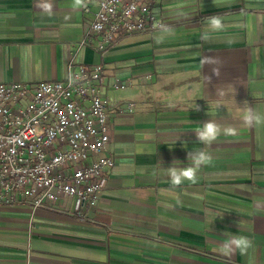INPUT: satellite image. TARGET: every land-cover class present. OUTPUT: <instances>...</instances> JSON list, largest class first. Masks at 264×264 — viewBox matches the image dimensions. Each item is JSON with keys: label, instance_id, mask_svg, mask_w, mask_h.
Listing matches in <instances>:
<instances>
[{"label": "crops", "instance_id": "0c3cea01", "mask_svg": "<svg viewBox=\"0 0 264 264\" xmlns=\"http://www.w3.org/2000/svg\"><path fill=\"white\" fill-rule=\"evenodd\" d=\"M95 9L0 0V81L62 79L103 63L112 158L98 203L83 214L66 200L64 211L0 205V264H264V123L242 119L248 109L264 116V0H158V29L122 36L103 55L95 37L78 43ZM211 16L225 27L205 42ZM209 120L221 134L203 145L195 130ZM229 127L234 136L223 134ZM201 150L211 162L197 182L172 188L167 169ZM233 236L252 247L216 251Z\"/></svg>", "mask_w": 264, "mask_h": 264}, {"label": "built area", "instance_id": "2783aa9c", "mask_svg": "<svg viewBox=\"0 0 264 264\" xmlns=\"http://www.w3.org/2000/svg\"><path fill=\"white\" fill-rule=\"evenodd\" d=\"M156 1L85 0L84 12L96 9L78 43L95 37L103 55L122 36L154 32L162 25ZM103 70L102 62L81 63L62 79L0 81V205L64 211L66 200L83 214L98 203L112 165Z\"/></svg>", "mask_w": 264, "mask_h": 264}, {"label": "clouds", "instance_id": "9594fccd", "mask_svg": "<svg viewBox=\"0 0 264 264\" xmlns=\"http://www.w3.org/2000/svg\"><path fill=\"white\" fill-rule=\"evenodd\" d=\"M75 7L84 6V0H74ZM44 11L50 12L52 5L50 3H44L41 5ZM225 25L223 24L219 16H211L207 18V26L205 32L201 35V40L207 42L209 40V33L221 31ZM162 31L167 34H171L170 30L167 27H163ZM164 39L163 35H158L154 37L156 43H162ZM210 62L208 58L202 61V63ZM214 73L218 74L217 69H213ZM247 105V102L244 103ZM243 122L249 126L253 127L264 123V116H261L251 109L246 110L242 116ZM196 139L198 143L203 145H211L221 134V129L213 121H208L203 125L199 126L195 130ZM225 136H234L236 134V129L234 128H225L223 130ZM188 160L191 163L187 167L177 168L171 167L167 169L170 186L172 188L180 186L184 181H189L191 183L197 182V172L202 165H207L211 162V157L204 152L203 150L198 152L189 153ZM252 247V242L248 237L245 236H233L231 239L226 240L221 246H219L216 251L221 253L224 256H232L237 251L244 255L248 249Z\"/></svg>", "mask_w": 264, "mask_h": 264}]
</instances>
